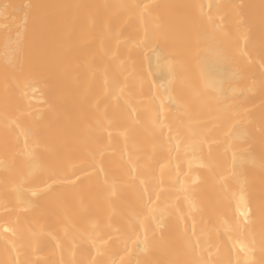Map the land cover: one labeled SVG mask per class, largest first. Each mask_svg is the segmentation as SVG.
I'll use <instances>...</instances> for the list:
<instances>
[{"label": "bare ground", "instance_id": "6f19581e", "mask_svg": "<svg viewBox=\"0 0 264 264\" xmlns=\"http://www.w3.org/2000/svg\"><path fill=\"white\" fill-rule=\"evenodd\" d=\"M0 264H264V0H0Z\"/></svg>", "mask_w": 264, "mask_h": 264}]
</instances>
